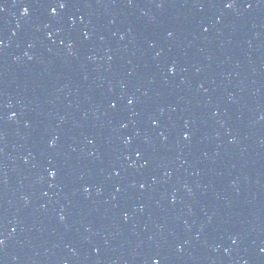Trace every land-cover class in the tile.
<instances>
[{
  "label": "water",
  "instance_id": "95a60500",
  "mask_svg": "<svg viewBox=\"0 0 264 264\" xmlns=\"http://www.w3.org/2000/svg\"><path fill=\"white\" fill-rule=\"evenodd\" d=\"M58 2L0 0V264H264V0Z\"/></svg>",
  "mask_w": 264,
  "mask_h": 264
},
{
  "label": "snow or ice",
  "instance_id": "6c2138e0",
  "mask_svg": "<svg viewBox=\"0 0 264 264\" xmlns=\"http://www.w3.org/2000/svg\"><path fill=\"white\" fill-rule=\"evenodd\" d=\"M66 6H67V5H66V3L64 2V0H59V2L57 3V7L60 8V9H63V8H65ZM234 6H235V0H228V2L225 3V7H226V8L231 9V8H233ZM246 6H247V7H251V4H248V5H246ZM52 12H53V14H55L56 9L53 8V9H52ZM23 14L26 15V16L29 14V9H28L27 7L24 8V13H23ZM174 70H175L174 66L171 67V68H169V71H170V72H174ZM129 103L131 104L132 101L130 100ZM113 107H115V105H113ZM185 139H188V136H187V135H185ZM53 143H54V142H53ZM137 155H139V153H137ZM49 175L52 176V177H55L56 173L53 171V172H50ZM85 191H88V189L85 188ZM61 219H63V217H61ZM125 219H127V216H125ZM2 243H3V241L0 240V244H2ZM153 264H160V261H159V260H154V261H153Z\"/></svg>",
  "mask_w": 264,
  "mask_h": 264
}]
</instances>
